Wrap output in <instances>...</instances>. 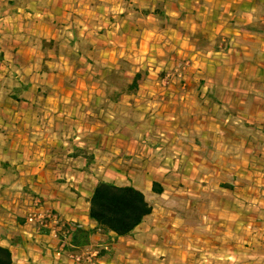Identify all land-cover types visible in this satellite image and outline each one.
Segmentation results:
<instances>
[{
	"label": "crops",
	"instance_id": "0c3cea01",
	"mask_svg": "<svg viewBox=\"0 0 264 264\" xmlns=\"http://www.w3.org/2000/svg\"><path fill=\"white\" fill-rule=\"evenodd\" d=\"M122 60L145 77L101 109L96 67ZM180 63L188 88L161 87ZM98 180L152 212L94 230ZM0 244L12 264H264V0H0Z\"/></svg>",
	"mask_w": 264,
	"mask_h": 264
},
{
	"label": "trees",
	"instance_id": "16d2710c",
	"mask_svg": "<svg viewBox=\"0 0 264 264\" xmlns=\"http://www.w3.org/2000/svg\"><path fill=\"white\" fill-rule=\"evenodd\" d=\"M140 76L141 72H136L132 80L126 83V89L136 91ZM118 95L112 97V100H116ZM79 150L82 152V149ZM79 150L75 154H79ZM152 190L159 194L162 192V187L157 182H153ZM151 212L152 205L143 192L132 185H118L98 180L89 198V217L96 223L94 230L100 233L113 232L116 236L127 235ZM45 227L40 226V230ZM65 228L68 230L66 224L58 231L62 232ZM0 264H12L11 251L2 244H0Z\"/></svg>",
	"mask_w": 264,
	"mask_h": 264
},
{
	"label": "rangeland",
	"instance_id": "374dc122",
	"mask_svg": "<svg viewBox=\"0 0 264 264\" xmlns=\"http://www.w3.org/2000/svg\"><path fill=\"white\" fill-rule=\"evenodd\" d=\"M188 66H189L188 64L180 63L179 65H176L175 67L171 68L170 70H167L166 73H169L171 76L170 81L167 84H163L164 81L162 80V83H160L159 85L161 87L167 88L169 86V84H171V80H176L177 83L180 84L179 85L180 89L188 88L189 84L187 82H185V80H180V78L183 76V74L186 75L187 70H185V68ZM96 68H98L99 71L101 70V73L102 72L104 73L103 79L100 80V82L96 81V84H99L101 89L105 92L104 99H102V101L98 105V107H100L101 109L112 107V102H113L112 97H116V94L120 95L121 93H125V92H129V93L134 92L133 90L130 91V90L126 89L127 80L130 79L132 76L131 64L127 60L120 61L119 65L116 69L115 68H112V69L108 68L107 69V68H104L101 66H98ZM178 70L181 71V75H177ZM140 71H141V76L139 78V84H141L142 80L145 77V70H140ZM98 78H99V76L96 77V79H98ZM184 83H185V85H183ZM75 84L76 83H74V85ZM89 84L91 85V83H89ZM104 122H106V121L104 120ZM107 123H109V122H107ZM109 131H110V128H109ZM92 151H93L92 148L86 149V152L92 153ZM104 151L105 150L102 149L99 152L104 153ZM157 156H159V155L157 154L153 158L155 159V158H157ZM156 160L159 162L158 158ZM152 165H153V162H152ZM158 200H160L162 202L163 201H169L170 203H172V204H170L172 208L175 207V203L178 201L177 198H160ZM185 212H187V211L185 210L184 213ZM188 214L190 215V211Z\"/></svg>",
	"mask_w": 264,
	"mask_h": 264
},
{
	"label": "built area",
	"instance_id": "2783aa9c",
	"mask_svg": "<svg viewBox=\"0 0 264 264\" xmlns=\"http://www.w3.org/2000/svg\"><path fill=\"white\" fill-rule=\"evenodd\" d=\"M177 75H181V71L178 70ZM170 77H171L170 74L166 73L164 78H163V81H164L163 84H167L170 81ZM37 202L38 201L35 200V203H37ZM32 216H33V218H35L38 221L39 228H40V226H47L46 217H51V215L45 216V215H41L40 213H37V212H34ZM53 220H54V217H53ZM72 258L76 263H79V264H83V263L103 264L101 259H100L98 252H96V251L75 254L72 256Z\"/></svg>",
	"mask_w": 264,
	"mask_h": 264
}]
</instances>
